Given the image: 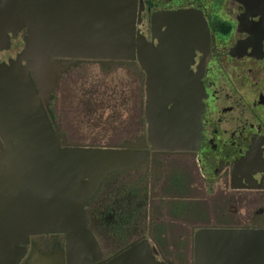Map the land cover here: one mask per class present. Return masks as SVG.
Wrapping results in <instances>:
<instances>
[{
  "label": "water",
  "instance_id": "1",
  "mask_svg": "<svg viewBox=\"0 0 264 264\" xmlns=\"http://www.w3.org/2000/svg\"><path fill=\"white\" fill-rule=\"evenodd\" d=\"M142 9L140 0H0V51L9 48L11 33L25 31L15 58L0 62V264H18L29 236L42 233L63 234L66 257L62 250L46 255L34 248L26 264H157L148 247L136 243L95 263L100 250L84 211L108 174L138 166L146 150L129 141L69 145L43 103L53 96L59 73L80 59L105 66L126 62L136 69V58L148 74L152 148H195L201 81L159 74H173L169 58L177 53H167L180 49L176 43L193 49L207 42L206 22L195 8L157 11L151 15L152 30L161 24L166 28L155 46L137 31ZM206 233L224 236L220 241L227 243L216 248L223 264H264V231L254 255L234 230L200 231L199 249Z\"/></svg>",
  "mask_w": 264,
  "mask_h": 264
},
{
  "label": "flooded vegetation",
  "instance_id": "2",
  "mask_svg": "<svg viewBox=\"0 0 264 264\" xmlns=\"http://www.w3.org/2000/svg\"><path fill=\"white\" fill-rule=\"evenodd\" d=\"M140 1L143 9L136 28L155 46L166 25L153 31V13L185 8L202 13L207 42L200 41L193 49L176 43L180 49L167 53L170 57L177 53L174 61L169 58L173 74H159L197 76L201 81L200 135L193 149H153L148 139V74L136 58V69L126 62L111 64L126 67L127 75L135 77L137 96L131 104L127 88L123 109L128 116L113 131L119 141L106 145L129 141L147 153L138 166L108 174L84 207L86 225L100 250L95 263L136 243L146 245L157 264H223L216 248L227 243L220 241L224 236L204 234L199 249L202 230L238 231L237 239L244 247L249 243L250 255H254L264 231V0ZM24 33H11L10 46L19 34L23 47ZM61 62L67 64L65 59ZM92 63L105 66L97 60L80 59L59 73L57 86L71 68ZM55 90L47 105L43 99L54 128L65 135L67 144L86 145L70 141L61 129L53 107ZM24 246L26 252L18 264H26L34 248L46 255L62 250L66 257L61 233L30 235Z\"/></svg>",
  "mask_w": 264,
  "mask_h": 264
},
{
  "label": "rangeland",
  "instance_id": "3",
  "mask_svg": "<svg viewBox=\"0 0 264 264\" xmlns=\"http://www.w3.org/2000/svg\"><path fill=\"white\" fill-rule=\"evenodd\" d=\"M22 47L21 35L13 39L8 49L0 51V61L14 58ZM100 63L82 64L71 68L59 80L54 89L56 98L53 103L60 119L61 129L66 131L68 139L80 144H113L118 142L114 130L121 128L128 111L122 107L123 91L126 98L128 75L122 66H104ZM103 80V81H100ZM115 87L117 99H113L104 108L96 89ZM123 89V90H122Z\"/></svg>",
  "mask_w": 264,
  "mask_h": 264
},
{
  "label": "trees",
  "instance_id": "4",
  "mask_svg": "<svg viewBox=\"0 0 264 264\" xmlns=\"http://www.w3.org/2000/svg\"><path fill=\"white\" fill-rule=\"evenodd\" d=\"M113 66H115V65H113ZM119 66H121V65H119ZM123 68H124V70L127 72V73H130L127 69H126V67H124V66H122ZM103 70H108V69H106L104 66H103ZM128 78V89L130 90V94H131V96H132V98H131V104H133L132 103V101L134 100V99H136V96H137V93H134L133 92V89H136L137 88V82H136V79H135V77H132V76H128L127 77ZM100 81H103V80H100ZM123 90V89H122ZM116 91V88L115 87H105V88H101L100 86L98 87V89H96V92L98 93V95H99V97H102L101 99H99V101L101 102V103H98L99 105H97L98 107H101V108H104V107H106V106H104L105 104H108V102L110 101H112V97H113V99H117V93L115 92ZM125 99H126V96L124 95V91H123V98H122V107H123V105L125 104ZM109 102V103H110ZM107 106H109V104L107 105Z\"/></svg>",
  "mask_w": 264,
  "mask_h": 264
}]
</instances>
